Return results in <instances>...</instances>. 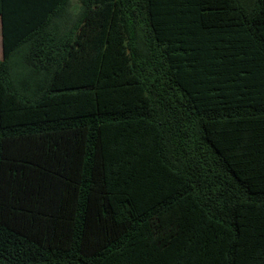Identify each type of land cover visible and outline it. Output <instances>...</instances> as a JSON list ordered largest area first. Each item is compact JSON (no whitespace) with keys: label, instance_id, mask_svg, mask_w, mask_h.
Here are the masks:
<instances>
[{"label":"trees","instance_id":"1","mask_svg":"<svg viewBox=\"0 0 264 264\" xmlns=\"http://www.w3.org/2000/svg\"><path fill=\"white\" fill-rule=\"evenodd\" d=\"M0 0V264H264V0Z\"/></svg>","mask_w":264,"mask_h":264},{"label":"rangeland","instance_id":"2","mask_svg":"<svg viewBox=\"0 0 264 264\" xmlns=\"http://www.w3.org/2000/svg\"><path fill=\"white\" fill-rule=\"evenodd\" d=\"M72 10L74 11V13H78L79 11V3L77 0H72ZM1 36H0V53H1ZM2 58V56L0 55V59Z\"/></svg>","mask_w":264,"mask_h":264},{"label":"crops","instance_id":"3","mask_svg":"<svg viewBox=\"0 0 264 264\" xmlns=\"http://www.w3.org/2000/svg\"><path fill=\"white\" fill-rule=\"evenodd\" d=\"M79 9H80V6H79ZM0 36H1V46H2L1 53H0L2 58L0 60H2L3 59V37H2V20H1V16H0Z\"/></svg>","mask_w":264,"mask_h":264}]
</instances>
